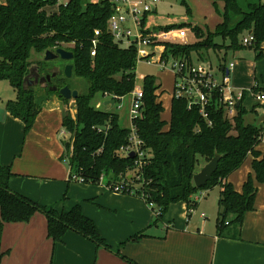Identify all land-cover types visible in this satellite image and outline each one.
<instances>
[{"label": "trees", "instance_id": "trees-1", "mask_svg": "<svg viewBox=\"0 0 264 264\" xmlns=\"http://www.w3.org/2000/svg\"><path fill=\"white\" fill-rule=\"evenodd\" d=\"M220 1L224 3V14L217 31L209 33L194 45L159 43L165 47L164 59H182L193 65L194 57L201 62L211 50H260L264 44V1L246 0L245 5H241L239 0ZM60 2L0 0V81H8L18 94L17 100L8 102L7 109L13 117L23 121L25 137L41 111L33 89H24L23 86L32 66V52L41 54L63 48L65 44L72 45L70 51L74 53V58L70 64L74 67L73 75L87 80L89 88L75 102V117L69 110L63 117V130L70 140L63 141L65 152L62 161L71 170V180L75 174L84 179L85 184H99L106 178L111 186L125 181L129 189L123 192L134 193L147 204H154L158 220L164 218L172 204L185 202L189 209H194L197 201L193 200V196L198 191L219 187V231L229 225L241 227L245 214L255 208L257 188L250 176L243 191L237 192L228 182L229 176L252 155L255 179L264 183V157L261 158V152L256 150L264 139V129L245 122L243 102L237 107L234 120H230L225 116L222 95L215 92L208 108L209 118L206 119L198 105L189 108L186 98L174 97L171 119L167 122L162 118L165 109L156 94L161 85L154 76L145 77L141 116L133 121V126L135 134L143 142L146 164L137 168L138 156L127 157L121 151L129 145L132 129L121 126L115 110L117 103L136 88L138 52L134 46L122 47L114 42L108 30L116 0ZM182 4H185L184 1ZM52 7H57V10L49 12L48 9ZM187 12L190 13V10ZM189 27L197 36H203L198 27ZM97 30L100 31L99 36L95 34ZM244 33L254 37L251 46L239 42ZM217 37H221L224 44H217ZM95 40L96 55L92 56ZM227 40L228 45L225 43ZM223 67L225 64L220 65V69ZM55 81L60 88L67 86L64 78ZM253 90L256 93L264 92L258 87ZM49 93L59 97V92L49 90ZM99 94L114 100L116 106L111 110L106 106L97 107L94 101ZM217 153L221 156L217 171L204 187L197 188L194 176ZM137 175H141L142 180L137 181ZM12 177L10 168L0 164V264L5 255L1 249L5 224L29 222L38 212L46 216L48 237L55 244L72 231L89 239L97 247L112 250L80 205L69 211L44 206L13 192L9 185ZM142 236L139 234L135 237Z\"/></svg>", "mask_w": 264, "mask_h": 264}, {"label": "crops", "instance_id": "crops-1", "mask_svg": "<svg viewBox=\"0 0 264 264\" xmlns=\"http://www.w3.org/2000/svg\"><path fill=\"white\" fill-rule=\"evenodd\" d=\"M157 9L158 6L156 12ZM187 16L188 20L190 17ZM155 17L153 14L149 18L151 29L156 28ZM260 53L264 55V44L258 55ZM229 64L225 61V67ZM151 65L162 69L158 64ZM225 67L220 71L223 72ZM157 83L161 85L158 79ZM231 86L234 88L232 82ZM256 87L257 83L252 89ZM156 94L163 104L160 89ZM247 96L243 101L246 115L254 116L255 121L259 120V124L254 126L264 129V105L252 96L254 103L249 110ZM170 98L172 103L174 93L169 95ZM108 100L111 99L104 98L103 105L98 104L97 107H105ZM68 107L59 97L47 99L25 137L23 121L13 117L5 101H1L0 164L10 168L13 174L9 183L13 192L58 211H69L80 205L112 250L97 247L72 231L55 244L48 237L46 216L38 212L29 222L5 224L1 243L5 255L1 264H131L121 256L136 264H264V185H258L255 208L245 214L241 227L229 225L219 231L218 211L210 219L201 200L192 211L185 202L172 204L164 218L158 220L142 197L109 190L105 186L107 178L101 184L71 180V170L62 161L65 152L64 113L69 110L73 118L76 114L75 109L72 112V107ZM249 156L253 163L254 157ZM263 157L264 152H261ZM249 175L255 184L258 183L253 168L248 164L230 175L228 182L241 193ZM139 234L143 236L135 237Z\"/></svg>", "mask_w": 264, "mask_h": 264}, {"label": "rangeland", "instance_id": "rangeland-1", "mask_svg": "<svg viewBox=\"0 0 264 264\" xmlns=\"http://www.w3.org/2000/svg\"><path fill=\"white\" fill-rule=\"evenodd\" d=\"M65 1L66 0H61L60 3ZM183 1L185 3L184 5L182 4ZM239 2L241 5H245L247 3L246 0H239ZM157 6V12L154 13L156 15L154 24L156 27V33L159 34L162 30L168 31L165 36H162L160 38L159 42L179 44L182 46L194 45L199 41L205 39L209 33H215L219 24L222 23V14H224V3L220 0H161L157 4ZM188 9L190 10V13L187 12ZM56 10L57 7H52L48 9L49 12H54ZM187 14L190 17L188 18V20ZM189 25H191L192 27H198L203 32V36H197L196 33L191 29V27H189ZM249 36L250 35L248 33L242 34L240 36L239 42L243 44L244 39L248 38ZM215 42L217 44H224V40L221 37L215 38ZM225 43L228 45L229 41L227 40L225 41ZM71 47L72 45H63V49L69 51ZM225 53L226 51L224 49L219 52H214L213 50H211L208 54L205 55L204 60L201 62H198L197 58L194 57V64H200L201 66L206 68L211 67L215 77L217 79H221L222 75L220 74V65L225 64V61L228 64L230 62L236 63L237 61L236 69L235 72L232 74L231 80L234 88L253 90V86L255 85V83H257L258 88L264 90V55L258 57L260 55H258L259 50L255 51L251 48H241L240 50L235 52L230 51L224 61ZM234 57L236 60H234ZM30 61L32 63V66H38L39 73L43 75L47 74L49 70H53L56 68L62 70L65 68L66 64H68L61 58H56L47 61L46 53L40 54L36 53L35 51L32 52ZM173 61L174 60L172 58H169V60H165L166 65L162 69L154 65H148L143 61L139 62L136 68L137 77L135 89L144 87V80L147 76H154L160 81L162 86L160 92L162 94L163 107L164 105L166 107L164 108L165 111L162 115V118H164L163 120L167 122L171 119L170 108L172 103L171 98L169 99V95L172 96L176 85V76L175 72L172 69ZM63 77L65 79V82L67 83V86H69L71 90L78 91L79 94L87 93L89 88V82L87 80L77 77L76 75H73L71 78H65L64 73ZM27 88L33 89L34 98L36 102L40 104L41 110L47 99L51 97L58 98V95H51L49 93V90H47L45 86L33 85L27 86ZM247 95L248 96L246 99V106L250 110L254 102L252 95L250 93H248ZM17 98L18 94L13 89L11 84L8 81H0V100L5 101V104H8L9 101L17 100ZM75 102V100H69L68 102H66V104H68L69 106L68 109H71L72 107V112L75 109ZM94 103L96 105H103L104 97L99 94L96 97ZM132 103L133 94H130L126 96L122 101H119L117 103L118 108H116L115 110V112L119 115L121 126L126 129H131L133 126L132 117L130 113ZM261 104L264 105V103ZM258 121H255L254 116H245V122L248 124H259ZM63 138V141L65 142H69L70 140L69 135H63ZM259 145L260 147L258 151L264 152V143H261ZM247 164L251 165V168H253L250 156L247 157V159L244 161L243 165L239 169H241L242 167L245 168ZM250 176L252 175H249V177ZM258 185L262 186L264 185V183L258 182L255 184L257 192ZM136 187L138 188L139 185ZM201 192L205 193L204 199H201V201H203L202 206L204 208V212L210 217V219H213V217L217 214V211L219 210L218 200L220 196V188L212 187L209 190H200L196 193L193 200L198 198ZM64 198H66V196Z\"/></svg>", "mask_w": 264, "mask_h": 264}, {"label": "built area", "instance_id": "built-area-1", "mask_svg": "<svg viewBox=\"0 0 264 264\" xmlns=\"http://www.w3.org/2000/svg\"><path fill=\"white\" fill-rule=\"evenodd\" d=\"M161 0H116L114 13L109 19L108 30L114 38V42L122 47L134 46L138 52V63L145 62L149 65L158 64L161 68L166 65L163 54L165 47L160 45L159 41L162 36H165L168 31H161L156 33L155 29L148 26L150 16L156 12L157 4ZM96 36L100 35V31L95 32ZM254 42L252 34L244 39L245 46H251ZM94 48L91 52L92 56L96 55L97 40L93 41ZM154 49V52L152 51ZM158 50V51H155ZM160 51V53H159ZM235 63H230L225 67L223 72L220 71L222 77L217 79L212 72L211 67L206 68L200 64H188L187 61L182 59H174L172 69L176 76V85L174 89V97L186 98L189 108L194 105L200 107V113L203 118L208 119V108L212 103V97L215 92L222 95L221 102L225 109V116L234 120L237 115V107L244 101L245 96L250 93L256 101L264 103V92L256 93L254 90L249 89H234L231 86L230 75L235 70ZM133 103L131 106V117L133 121L141 116V107L144 99V89L138 88L133 91ZM122 98L120 101H122ZM211 124V122H210ZM132 134L129 140V145L122 148V153L129 157L131 153L138 156L136 161L137 168H142L145 164V153L142 150L143 142L135 134L134 126H132ZM137 181L142 180L141 175H137ZM73 181L84 183V179L78 175L73 174ZM103 179L101 180V182ZM100 182V183H101ZM105 186L117 193H124L128 191V183H122L111 186L106 182ZM205 193L201 192L196 199L198 202L204 199ZM157 216V210L154 204H148ZM191 211L193 209H190ZM204 217V216H203Z\"/></svg>", "mask_w": 264, "mask_h": 264}, {"label": "water", "instance_id": "water-1", "mask_svg": "<svg viewBox=\"0 0 264 264\" xmlns=\"http://www.w3.org/2000/svg\"><path fill=\"white\" fill-rule=\"evenodd\" d=\"M56 58H61L63 61L67 62L68 64L64 68V74L66 78H71L73 76V65L70 64V62L74 58V53L72 51L63 49V48H58L55 52L54 51H47L46 52V60H53ZM37 74L39 75V69L37 68ZM33 75L32 74V68L29 69V74L26 76L24 80V89L27 88V83H31L32 86L36 85V82L40 81V84H47L48 82L51 81L52 78L56 76V73L53 72L51 75ZM40 79V80H39ZM48 85V84H47ZM52 92H59V97L64 98L66 100H77L80 96L78 91H73L69 86H65L61 89L58 87H52L50 89ZM116 102L114 100H108L105 102V106L109 107L108 110H111L115 107ZM240 105V104H239ZM130 157H135V153H131ZM221 156L217 153L215 157L207 163L199 173H197L194 178V184L197 188H202L204 187L211 179L212 176L215 174V172L218 169V165L220 162Z\"/></svg>", "mask_w": 264, "mask_h": 264}, {"label": "flooded vegetation", "instance_id": "flooded-vegetation-1", "mask_svg": "<svg viewBox=\"0 0 264 264\" xmlns=\"http://www.w3.org/2000/svg\"><path fill=\"white\" fill-rule=\"evenodd\" d=\"M67 65V64H66ZM31 68H32V74L33 75H38L37 74V68H38V66H31ZM53 72H55L56 73V76L54 77V78H52L51 79V81L50 82H48L47 84H45V83H43V84H40V81L39 82H36V85H41V86H45L46 88H47V90H50L52 87H58L59 89H61L60 87H59V85L56 83V81L55 80H57L58 78H64L63 77V73H64V69H59V68H56V69H53V70H49V72L47 73V74H44V75H48V74H52ZM42 76L43 74H40L39 73V75L38 76ZM40 76V77H41ZM66 78V77H65ZM40 80V79H39ZM65 84H67L66 82H64ZM27 86H32V84L31 83H27Z\"/></svg>", "mask_w": 264, "mask_h": 264}]
</instances>
